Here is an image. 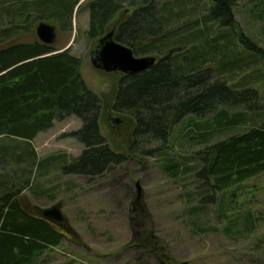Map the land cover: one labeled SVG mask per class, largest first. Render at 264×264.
I'll return each mask as SVG.
<instances>
[{"label": "trees", "instance_id": "obj_1", "mask_svg": "<svg viewBox=\"0 0 264 264\" xmlns=\"http://www.w3.org/2000/svg\"><path fill=\"white\" fill-rule=\"evenodd\" d=\"M81 1L0 0V140L11 139L22 145L0 149V264H34L49 250L60 247L66 237L60 227L38 215L39 207L32 205L24 194L26 186L35 182L34 172L44 176L49 167L50 160L39 161L31 145L40 134L51 129L56 121L74 117L82 122V128L72 134L85 147L82 155L71 165L59 158V163L50 164L63 167L67 175L102 177L112 166L127 160V156L113 151L101 133L103 100L83 79L84 58L74 56L71 47L64 51L67 44L44 45L37 39L35 28L31 30L35 23L46 22L57 27L59 36L64 33L71 38L74 9ZM186 2L84 1L90 13L87 37L92 42L91 50L114 30L115 41L132 49L136 57L157 58L165 54L148 71L133 76L116 75L118 88L111 109L133 120L134 146L140 139L166 143L171 129L187 117H212V123L206 125L195 124L194 119L191 122L203 139L207 138L201 134L205 128L208 133H220L246 127L251 118L247 112H255L252 105H263L259 92L252 86L259 79L262 82L263 75L253 82L246 81L242 87L201 75L202 69L217 58L219 72L245 70L264 63V49L243 34H236L243 47L240 55L232 51L236 56L230 59L223 46L227 35L239 29L235 19L239 0H208V9L200 12L203 16L192 25L198 26L197 30L171 31L183 20ZM198 10L195 6L194 14L198 15ZM213 27L228 32L212 36ZM23 35L33 38L29 42L19 41ZM239 109L246 112L230 115L226 111ZM110 121L108 125L116 130ZM121 122L124 124L123 119ZM250 122L247 131L210 145L202 156L197 173L204 177L203 188H208L213 200L220 192L234 190L264 175V113L259 112ZM129 157L138 155L130 151ZM133 213L136 221L142 217L137 206ZM73 238L79 241L77 235ZM135 238L149 254L168 264L166 246L151 232L142 231Z\"/></svg>", "mask_w": 264, "mask_h": 264}, {"label": "rangeland", "instance_id": "obj_2", "mask_svg": "<svg viewBox=\"0 0 264 264\" xmlns=\"http://www.w3.org/2000/svg\"><path fill=\"white\" fill-rule=\"evenodd\" d=\"M195 1L200 4L196 5ZM195 6L199 9L198 15L194 14ZM208 6V0H188L181 14L183 20L171 31L197 30L198 26L192 25L203 16L200 12L204 13ZM79 7L82 8L77 12ZM263 10L264 0H239L235 8L239 29L228 34L223 41L230 59L236 56L232 51L239 55L243 53L236 34L245 35L264 49ZM73 14L72 37L60 33L57 46L67 44L74 56L84 58L83 79L103 100L105 111L100 123L101 133L113 151L127 156V160L112 166L102 177L93 178L67 175L63 173V167L50 166L59 163L58 158L71 165L85 150L72 138V134L82 128V122L74 117L56 121L51 129L31 143L39 161L50 160V163L44 176L34 172L35 182L26 186L24 194L32 205L42 209L62 204L68 224L80 241L68 235L60 247L49 250L34 264H163L136 243L135 236L142 231L151 232L166 246L170 256L168 264H264V175L234 190L220 192L213 200L208 188H203L204 177H198L197 173L202 166V156L210 145L242 134L252 125L250 121L255 115L264 113V80L252 83L263 105H252L255 112H247L251 118L246 127L208 133L201 126V130L204 129L201 134L207 136L203 139L191 123L194 118L187 117L171 129L166 143L140 139L134 146L133 120L117 115L111 109L118 88L117 74L99 72L90 62L92 42L87 37L90 13L84 1ZM212 30V36L228 32L217 27ZM32 38L23 35L19 41L29 42ZM164 56L157 55V58L161 60ZM217 60L202 69L204 78L208 74L214 80L242 87L246 81L253 82L259 75L264 76V63L245 70L219 72ZM226 111L232 115L245 113L246 109ZM111 119H123L124 124L116 125L117 129L113 130L108 125ZM194 123L210 124L212 117L194 119ZM18 143L21 144L2 139L0 149L22 147ZM130 151H135L138 157H129ZM1 171L0 168V175ZM137 184L141 189L140 197ZM135 206L142 211V217L137 221L133 213Z\"/></svg>", "mask_w": 264, "mask_h": 264}, {"label": "water", "instance_id": "obj_3", "mask_svg": "<svg viewBox=\"0 0 264 264\" xmlns=\"http://www.w3.org/2000/svg\"><path fill=\"white\" fill-rule=\"evenodd\" d=\"M35 34L37 39L44 45L53 46L58 42L57 28L52 24L39 23L35 28ZM114 35L115 32L111 31L92 49L90 62L95 70L106 74L122 73L126 76H133L148 71L155 66L157 63L155 57H136L132 49L116 42ZM120 121L115 120L113 123L117 125ZM137 188L140 196L139 184H137ZM36 212L43 219L62 228L68 235L76 237L75 232L68 224L62 204L57 203L45 209L39 208Z\"/></svg>", "mask_w": 264, "mask_h": 264}, {"label": "flooded vegetation", "instance_id": "obj_4", "mask_svg": "<svg viewBox=\"0 0 264 264\" xmlns=\"http://www.w3.org/2000/svg\"><path fill=\"white\" fill-rule=\"evenodd\" d=\"M113 31H114V30H113ZM90 59H91V53H90ZM116 74H122V73H116ZM120 122H121V121H120ZM120 122H119V123H120ZM56 226H57V225H56ZM60 231L63 233L64 236H66L65 233H64L62 230H60Z\"/></svg>", "mask_w": 264, "mask_h": 264}, {"label": "crops", "instance_id": "obj_5", "mask_svg": "<svg viewBox=\"0 0 264 264\" xmlns=\"http://www.w3.org/2000/svg\"><path fill=\"white\" fill-rule=\"evenodd\" d=\"M65 51V50H64Z\"/></svg>", "mask_w": 264, "mask_h": 264}]
</instances>
